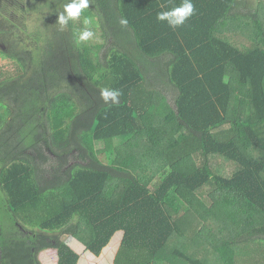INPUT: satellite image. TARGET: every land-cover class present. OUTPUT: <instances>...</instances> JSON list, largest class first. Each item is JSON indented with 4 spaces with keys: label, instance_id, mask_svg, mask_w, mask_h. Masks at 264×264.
<instances>
[{
    "label": "trees",
    "instance_id": "1",
    "mask_svg": "<svg viewBox=\"0 0 264 264\" xmlns=\"http://www.w3.org/2000/svg\"><path fill=\"white\" fill-rule=\"evenodd\" d=\"M69 2L32 0V53L0 51V264H79L65 237L100 257L119 232L113 264H238L264 245V0H192L176 29L157 14L183 0H90L79 45Z\"/></svg>",
    "mask_w": 264,
    "mask_h": 264
},
{
    "label": "rangeland",
    "instance_id": "2",
    "mask_svg": "<svg viewBox=\"0 0 264 264\" xmlns=\"http://www.w3.org/2000/svg\"><path fill=\"white\" fill-rule=\"evenodd\" d=\"M31 1L32 0H0V51L8 55L15 53H22L30 56V54L32 53V50L34 49V41L31 37V34L36 29L37 14L32 11L29 12L28 7L29 5H31ZM256 1L257 0H250V2L253 4H256ZM91 21L92 22L87 27L90 29L91 28L95 29L92 30L95 33V36L92 40L96 42L99 41V39L101 38V33L96 28L98 27V24H96L95 19H91ZM130 52L131 55L134 56L138 54L135 52L134 48L130 49ZM0 63L4 64V66L1 69H3L5 73H10V74L14 73L15 67L13 66V63L9 59L5 60L4 57V59H2ZM171 97H172L171 98L172 101L174 97L173 96ZM172 104H174V102ZM79 141L83 145V147L87 148L91 152H96L102 147L101 143H98L94 140L92 130L84 132L81 140ZM70 161L72 162V164L75 162L73 158H71ZM56 162L57 159L54 163L56 164ZM201 198L204 201H206L208 205L211 203L207 189H204L202 191ZM190 221H192L191 217L188 216V222ZM211 226L214 227L215 231L217 230L215 225H211ZM194 227L196 228V226ZM186 232L188 236L187 239H189L194 236L195 229L192 227L188 231V227H187ZM119 235L120 233H118L116 237L117 238L120 237ZM65 240L71 245L79 243L77 240L76 241L78 243L75 241V239L71 237L69 238L65 237ZM181 243L182 241L179 240L177 237H175L172 240L170 247L172 249L173 247L180 245ZM78 245L82 248V249H76V251L81 255L82 263L81 261L80 263L97 264V261L101 257L96 258L89 252H85V250H83L85 249L83 246H81L80 244ZM244 247H245L243 249L244 252L239 255L238 264H264V245L263 246L244 245ZM189 250L191 256L201 259L207 263L213 264L216 261V256L212 251V247H206L204 245H201L200 247H196ZM44 253L40 255V259L41 261L43 260V264H56L57 255L55 251L50 250ZM107 253H108L107 258L110 259L111 258L110 251H108ZM102 259H100L99 262L103 264L105 263V261H103ZM112 262L113 261H111L110 264H112Z\"/></svg>",
    "mask_w": 264,
    "mask_h": 264
},
{
    "label": "clouds",
    "instance_id": "3",
    "mask_svg": "<svg viewBox=\"0 0 264 264\" xmlns=\"http://www.w3.org/2000/svg\"><path fill=\"white\" fill-rule=\"evenodd\" d=\"M90 0H70L63 8V12L58 14L57 23L60 25L61 30L68 26L70 21L82 20L86 26L80 31L76 37V43L88 42L92 40L95 33L87 26L92 22L88 15H85V10L89 9ZM195 14V7L192 0H183L180 6L174 7L170 11H163L157 14V20L166 22L167 25L176 29L185 24ZM126 20H121V24H126ZM122 92L119 89L105 88L101 91V98L105 103L111 102L112 104H119Z\"/></svg>",
    "mask_w": 264,
    "mask_h": 264
},
{
    "label": "crops",
    "instance_id": "4",
    "mask_svg": "<svg viewBox=\"0 0 264 264\" xmlns=\"http://www.w3.org/2000/svg\"><path fill=\"white\" fill-rule=\"evenodd\" d=\"M120 233V237H114V239L112 240L113 242H111L112 244H110L104 251L105 252H103V254L100 256V257H96V258H100V259H102L103 261H105V263H103V264H110V262L111 261H113L112 262V264L114 263V259H115V256H116V253L118 252V250H119V247H120V244H121V241H122V238H123V233L122 232H119ZM116 235H118V234H116ZM67 238H69V237H67ZM74 239V238H73ZM75 241H76V239H75ZM67 242V241H66ZM77 242V241H76ZM68 243V242H67ZM78 243V242H77ZM69 244V243H68ZM78 244H80L81 246H83L84 248H85V246L84 245H82L80 242L78 243ZM78 244H74V245H71V244H69L72 248H74L75 250L76 249H82ZM114 247H116V248H114ZM114 248V249H113ZM83 250H85V252H88L86 249H83ZM108 251H110V256H111V258L109 259V258H107V256H108ZM90 253V252H89ZM43 254V253H42ZM44 254H46V253H44ZM91 254V253H90ZM100 259L97 261V264H102V263H100L99 261H100ZM81 261V260H80ZM42 262H43V260H42ZM81 263H82V261H81ZM81 263H79V264H81ZM56 264H57V260H56Z\"/></svg>",
    "mask_w": 264,
    "mask_h": 264
}]
</instances>
